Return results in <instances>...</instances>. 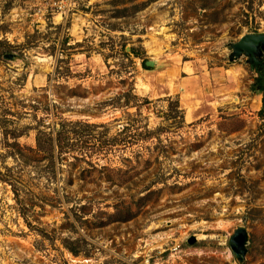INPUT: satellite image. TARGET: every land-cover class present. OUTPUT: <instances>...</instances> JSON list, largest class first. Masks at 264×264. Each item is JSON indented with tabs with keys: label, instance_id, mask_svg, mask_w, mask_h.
I'll use <instances>...</instances> for the list:
<instances>
[{
	"label": "rangeland",
	"instance_id": "1",
	"mask_svg": "<svg viewBox=\"0 0 264 264\" xmlns=\"http://www.w3.org/2000/svg\"><path fill=\"white\" fill-rule=\"evenodd\" d=\"M246 33L264 0H0V264H264Z\"/></svg>",
	"mask_w": 264,
	"mask_h": 264
},
{
	"label": "water",
	"instance_id": "2",
	"mask_svg": "<svg viewBox=\"0 0 264 264\" xmlns=\"http://www.w3.org/2000/svg\"><path fill=\"white\" fill-rule=\"evenodd\" d=\"M233 51L230 58H238L240 55L248 57V61L251 67L256 65L255 71L259 74L260 78L262 75L258 71V55L262 49H264V33H246L243 34L236 42L231 45ZM145 65L152 66L154 61L148 60ZM246 239L247 233L243 227L236 228L229 238V245L236 256L239 258L243 257L246 252Z\"/></svg>",
	"mask_w": 264,
	"mask_h": 264
},
{
	"label": "trees",
	"instance_id": "3",
	"mask_svg": "<svg viewBox=\"0 0 264 264\" xmlns=\"http://www.w3.org/2000/svg\"><path fill=\"white\" fill-rule=\"evenodd\" d=\"M261 87H260V89L263 91V94H262V108H264V86H262V85H260ZM49 140H50V138H49ZM59 139L58 138H56V141H57V143H58V145L59 146H61L60 144H59V141H58ZM62 148V147H61Z\"/></svg>",
	"mask_w": 264,
	"mask_h": 264
},
{
	"label": "flooded vegetation",
	"instance_id": "4",
	"mask_svg": "<svg viewBox=\"0 0 264 264\" xmlns=\"http://www.w3.org/2000/svg\"><path fill=\"white\" fill-rule=\"evenodd\" d=\"M258 81H259L260 84L262 83V79L261 78H258ZM262 86H264V84H262Z\"/></svg>",
	"mask_w": 264,
	"mask_h": 264
},
{
	"label": "bare ground",
	"instance_id": "5",
	"mask_svg": "<svg viewBox=\"0 0 264 264\" xmlns=\"http://www.w3.org/2000/svg\"><path fill=\"white\" fill-rule=\"evenodd\" d=\"M226 98V97H225ZM223 99V98H222ZM230 222V221H229Z\"/></svg>",
	"mask_w": 264,
	"mask_h": 264
}]
</instances>
